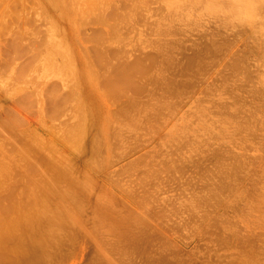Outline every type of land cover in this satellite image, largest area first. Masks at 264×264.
<instances>
[{
    "label": "rangeland",
    "instance_id": "1",
    "mask_svg": "<svg viewBox=\"0 0 264 264\" xmlns=\"http://www.w3.org/2000/svg\"><path fill=\"white\" fill-rule=\"evenodd\" d=\"M100 1L102 2L100 3L98 1L99 3L96 6L95 10L91 13H88L80 21L78 33H76L74 36L67 33L64 37H61L60 41L62 42H60V44H62L60 47H63V49L60 48V53L62 52L61 55H63V57H60L61 59H59V63L57 61L56 66L54 67L55 72L53 71V73H55L56 75L53 74L49 76V82H52L49 85L53 84L51 85V87L57 89L60 88L59 91H62L63 94H66L67 97L68 95L70 96V98L74 97L75 101L72 99V103L74 105L71 103L73 107L69 106V97L67 98L69 101L60 102L57 104L59 106L51 103H49L50 106L49 104H47L49 108L46 106H44V108H41L40 104L38 105V103L32 104L29 108V112L32 113L31 115L29 113V118H26V114L21 116L26 124L28 122L30 123L31 121L34 125H36L35 127L43 122L41 119L45 120V118H47V121L45 122L46 124L43 122L41 125H43L44 128L48 127L50 133L46 128V130L40 129L35 133H30V131H27V125L25 127H19L16 146H13L12 148L15 149L16 155H14L13 158L11 157L12 159L9 160V163H7V157H5L4 161L2 162L3 165H1L0 167V178L3 180L2 181L0 179V207L3 208L7 207L8 205L11 206L13 203L19 204L26 202V195L28 193H32L31 191H33V194H29V196L33 195L32 197L35 198L38 206H40L41 201L46 202V197L49 194L54 193L50 198H48L49 200L47 199L49 201L48 207L50 208L51 206L50 210H47L51 215H53V212H59L61 214V217L66 215L64 216V219L67 221V224L65 227L66 230L64 229L66 233L63 234L64 230L60 232V237L62 236L61 240H65V242H63V240L61 241L63 245L61 244V242L60 244H58L57 242L53 241V244H50L52 250L51 253L54 252L49 258V262L52 259L54 260L51 261L53 262L52 264H264V7L261 8L259 5L261 10H258V8L257 12H260L257 13L255 12V9L258 6L255 5V9L253 8L254 0L253 2L250 0H246V2L248 3L242 0L245 4H247L246 9V6L243 3L242 7L246 9L244 13L248 12V17H244L246 14L242 16V14L244 13L240 11L238 12L237 10H239V7L234 6L233 4L232 5L234 7H237V10H235V8L232 10L235 11L231 12L232 8H230V3H234L236 0H233L232 2L231 0H227L230 3H228L226 0H213L215 4H220L219 6L218 4L216 6L217 8H220V11L219 8L217 9V13L214 12L216 7L214 8V11L211 9L213 6H215L212 0H186V2L183 0L176 1L179 2V4H175V0H171L174 4L172 5L171 3L167 5H169L170 7L172 5V10L169 6L165 5L169 7L170 10L168 9V12H166V14L164 15L165 6L163 4H160L159 6L157 5L159 8L162 5L161 8L164 11H162L161 9L159 10L158 7L154 4V0H148V2L150 3H148L147 0L146 2L144 0L146 5H142L144 2H142L143 0H140L138 1L139 6H137V4L135 5V7H138L136 9L134 8V6H132V4H130L131 0ZM180 1L182 2V4H180ZM219 1H223L224 4L221 5ZM237 1L236 4H238L240 0ZM190 2L193 5L196 4V7H192ZM261 2L262 1L256 3L260 4ZM262 3L264 4V2ZM190 5L191 7H189ZM146 6H148V8ZM150 6H152L153 9ZM173 6H175V8L177 7L176 10L178 9V13H176ZM144 7L146 8V11H143ZM179 7H182L183 9H179ZM139 8L140 10H137ZM155 8L158 10L159 16L157 15V10ZM185 8H187L186 11L190 13L189 15L186 12V17L184 16L185 13L183 14V10L185 11ZM188 8H191V11ZM173 9L175 12L173 11ZM150 10H153V12H150ZM154 10H156V12ZM129 11H132L130 13L131 16L128 14ZM141 11H143L144 13ZM179 11L181 14H183L185 20L187 19L188 21H182L183 17L180 18L181 14H179ZM149 12L150 19L152 21H154L152 17L157 15V17L155 16V22H151V20L148 18L149 16L147 13ZM160 12H162V14ZM171 12L172 16L174 15L176 18H179V20L175 21L176 18H173L174 16L172 17V19H170ZM139 13H143V16H140L141 18L139 17ZM152 13L156 14H153L152 16ZM255 13L260 15L258 16L256 14L257 17L255 20H253L255 18ZM224 14L226 16L228 15L229 17H225ZM169 15L170 17L167 19L170 21H168L167 19L165 20L164 25L167 27L164 28V25L162 23H164L163 21L166 18L165 16L168 17ZM160 16L162 18H160ZM143 17L147 18L145 19V23L143 22ZM246 18L250 20H246ZM243 19H245L248 23ZM166 21L167 23L170 22L169 26L167 25ZM171 21H173L174 25H171ZM178 21L181 22L176 23ZM148 22H150V24ZM157 22L159 23L157 24ZM151 23H155L156 27ZM145 24L148 26H146ZM152 25L153 27H151ZM160 25L163 28H160ZM157 27L161 30H158ZM174 27L177 30L174 29ZM136 29L137 31L138 29H145L147 32L144 30L145 32L143 33V31L141 30L143 35L142 37H140V34H138L137 31V33L135 32ZM155 30L159 31L158 34H160V32L161 34L157 35V32ZM169 30L171 32H168ZM152 31L155 32L156 36L160 37L162 36V33H164L163 35L166 36H168L169 34L170 35L168 37L163 36L156 39V36L153 35ZM148 34H151V36L153 35L155 38L153 37L152 39L151 37L149 38L151 40L147 39L148 37H150ZM146 35H148V37H146ZM129 36L136 39H131ZM117 37H119L120 40H118ZM126 37H129L131 39V42L135 47H133V44H129L131 43L129 42L130 39H125ZM57 38H54V41H58ZM137 38H140L139 40L141 43ZM142 38L145 39L144 41L147 40V44L146 42L144 43L143 40L141 41ZM115 39L117 41H115ZM122 39L128 41L124 42V40ZM159 39L163 40V42L161 41L163 44L159 41ZM148 40L150 46L148 45ZM121 41L124 44L120 43ZM154 41L157 42H155L154 44ZM55 42L53 44H55L57 48L58 45H56ZM119 43L120 45L123 44L125 47L123 45V47L119 46ZM127 43L128 46H126ZM151 43L158 47L154 48L153 45L151 47ZM164 44L166 45V48ZM53 46L52 49L55 53L56 49L54 50ZM159 47L163 50H160ZM168 47H170L169 50ZM122 48L128 50H122ZM157 48L160 50V52H158L159 50ZM155 49H157V51ZM121 50L125 51L124 54L127 53V55H124L123 52L121 53ZM161 51L162 53H164L161 54ZM115 52H118L116 53L117 56L121 54V57H118L119 59H116L117 56ZM166 53L170 54L168 55ZM111 54H113L115 57L113 55L111 56ZM156 54L159 55L158 58ZM171 55L173 59H171ZM124 56L125 58H122ZM106 57L108 59H106ZM162 57L166 59V62L168 60L167 64L163 65L164 60ZM111 58L115 59V62H113ZM152 58L157 59H155V61ZM83 59L86 60L87 64H85L87 66H91H89L91 68L90 71L92 70L90 73L87 71V73L85 72L86 69L84 66L86 65L83 64L85 62V60ZM169 59H171V61L175 59V65L174 62H171ZM105 60L110 64L108 65ZM160 60L163 64H159ZM141 61H143L144 64ZM197 61L200 62V64L197 63ZM79 62H83V66H80V68L78 67L80 64ZM112 62L114 63L115 67H118L115 68L114 66H112ZM120 62L122 63L119 64ZM124 62L125 67L122 65ZM139 62L142 64H139ZM105 63L108 68L111 67L112 71L109 70L110 68L108 69L107 67H105ZM172 63L173 67H171ZM202 63L204 64V66ZM60 64L62 65L61 67ZM134 64L137 65V69L139 70H137L136 67L132 66ZM157 64L159 65L160 70L159 67H156L158 66ZM177 64H179L180 66H178ZM57 65L60 67L59 69H63L60 70L62 71L61 74L59 73L60 71L58 72L57 70ZM120 65L123 67L121 68ZM185 66L188 67L185 68ZM89 67H87L88 71ZM127 67H131L130 70H134V72L127 69ZM106 68L108 70V73ZM112 68H114L115 70H113ZM118 68H121L123 72H120ZM123 68H125L127 72H131L132 78L129 77L130 72L128 74ZM171 68H173V70ZM166 69L171 70L172 72L167 71ZM153 70L155 71L154 74H156L157 72L156 76L151 73L154 72ZM194 70H197L196 74V71ZM140 71L143 73L141 74ZM50 73H52V71ZM78 73L79 76L82 75L81 79L83 81H81V79L77 80ZM88 73L92 74L93 76L92 78L89 77V79H94L92 81L96 80V86L98 85L96 87V90L98 92L94 89L95 87L93 88V82V86L91 87V80L87 78L89 76L87 75ZM117 73L119 74V77H117L118 75L115 76V74ZM121 73L123 75H121ZM126 73L128 74V76ZM161 73L163 75H165L166 73L168 74H166L167 76L165 75V77L161 75ZM169 73L175 75L172 76ZM58 74H60V76ZM107 74H109L110 76H107ZM138 74L141 75L138 77ZM188 74L190 75L189 78ZM147 75H150V77L152 76V79ZM61 77L64 78L65 82L63 80H60ZM122 77L125 79V81H123L124 79ZM141 77H143V79ZM156 77H158V80ZM169 77L170 79H172L169 80ZM161 78L166 79H163L162 81ZM51 79L53 81H51ZM55 79L59 82H56ZM105 79L107 80L105 81ZM129 79L131 80L127 81ZM153 79L156 81H154ZM173 79L174 81L178 79V81H176V84L172 81ZM112 80L114 82H112ZM147 80L150 83H152V80L154 82L152 84H149ZM166 80L167 82L172 81L171 84L169 82L167 83ZM62 81L63 83H61ZM79 81L84 83L82 84ZM115 81H119V83L117 84L115 83ZM145 81H147L148 83ZM77 82L78 84H81V89L78 86ZM143 82L144 86L142 84ZM111 83H114L115 85H112ZM61 84H64L63 86H65V90L62 89L63 86L61 88ZM146 84L147 86H145ZM148 84L149 86L154 85L153 88L155 89L149 87ZM161 84L163 85L161 86ZM183 84H185V86ZM57 85L59 86V88ZM172 85L174 86V88ZM175 85H179L177 86V89ZM109 86L111 88H108ZM139 86H141L140 88L142 89L138 88ZM136 87L138 88L139 92L137 91ZM67 88H69L70 91L66 90ZM107 88L108 90H111V94H109L110 92L107 90ZM117 88L120 90L122 89L121 94L119 92L120 90H118ZM124 88L129 91H125ZM144 88L146 89V91ZM162 88H166V91ZM91 89H94V93ZM151 89L153 91L155 90V93H153ZM76 90H81L80 93L82 92V94L79 93L80 95H78ZM147 90L151 91L155 95V97L153 94L151 95V93L148 94ZM156 90L158 92H156ZM168 90H170V93ZM175 90H178L180 92L177 91V93H175ZM74 91L77 94H75ZM89 91H91L90 94H88ZM162 92H167L168 95L166 93L165 95L162 94L161 96ZM98 93H101L102 95V98L98 95L101 99L100 101L98 99V96L96 98L95 95ZM123 93H126L127 96L133 98L130 100V97L127 98L126 94ZM157 93L160 94L159 97H157ZM91 94L94 99H92ZM146 94L151 96L150 99L148 96H146ZM177 94L181 95H178V97ZM89 95L91 96L90 99ZM114 95L116 96L114 97ZM166 95L169 97H167ZM134 96L140 97H135L137 98L135 99ZM143 96L145 98H148V101L144 99ZM160 97L163 99H161ZM171 97L173 98L172 100H175L173 102L174 105L171 102ZM174 97L176 99H174ZM154 98L160 99L156 100ZM77 99L78 102L80 101L84 103V101L81 100L83 99L85 100V102L87 101V103L89 101L93 102V100L97 101V103L94 102V105H92L93 103H90L92 106L90 104L88 105L84 103V109L87 108L86 110H88L90 108L88 111H86L83 109V103L78 105L76 104ZM102 99L104 100L102 101ZM142 99L143 101L146 100L147 103L150 104L144 105L143 101H139ZM153 99L157 101L156 105H154L155 103L152 102L154 101ZM166 99L171 104L168 103ZM101 101L102 103H100ZM158 101H160V103ZM124 102L128 104H126L128 107H125ZM136 102H138L139 105H137L138 103ZM122 103L124 104V106H122ZM162 103H164L166 107ZM120 104L122 107L120 106ZM132 104H134V106H132ZM160 104L162 105L160 106ZM52 105H54V107ZM79 105H81V108L78 107ZM150 105L153 107L154 111ZM95 106H97L98 110ZM98 106H100L101 108ZM145 106H147V108L149 107L151 110L149 108V110L146 109ZM51 107L52 109H50ZM55 107L57 108L55 109ZM58 107H60V112L66 109V107H69V109H75L68 110L67 108V111L70 113L71 111L72 113H74L73 111H79V109L84 110V112L82 110L81 112L84 113H82L84 116H87V119L89 121L85 119L82 114H80V111H77L76 114L78 113L79 115L83 116V121L84 119L85 121H88H82V124L84 123L83 125H85L86 123V125L89 126V124L87 123L90 122L89 128L86 125V128L82 126V128H84L85 130L87 129L86 136L80 135L81 137H79V135H77L78 137H76V135H73L75 136V138H79L77 141V139L75 140L73 136L70 135V133H72L76 129L75 126L79 127L80 125V128L77 129L81 130H79L78 132L83 131L80 124L82 119L80 118V122H77L78 119H74L76 116H74L75 113L71 117L68 112H65L66 110H64L65 113H63V115L67 113L68 116H63L62 112H59ZM123 107L126 108V111L125 109H122ZM137 107L139 109L143 107L141 110L146 111L142 113V111H140L139 109H135ZM47 108L49 110H47ZM102 108L106 109L104 110L105 112L108 111L110 113H107L110 117L111 115H113V117L115 116V118H109V116L107 117L106 113L102 110L101 111L103 115H101L100 117V113L98 115L96 112H99V110ZM129 108H131L130 110L133 113L127 110ZM41 109L42 112L46 113H43V116L41 114L42 112L38 111ZM53 109L58 113H54ZM161 109L162 113L160 112ZM166 109H169L170 111H167ZM90 110L92 111V113L89 112ZM147 110L148 112L150 111V115ZM163 110H165V112ZM123 111L125 113H127L128 111L129 115L123 113ZM134 111H136V113H134ZM138 111H140L141 116L137 113ZM152 111L154 113H152ZM48 112L49 115H47ZM51 112L53 113L51 114ZM86 112H88L89 115L88 113L86 114ZM117 112L119 113L116 114ZM145 113L147 114L145 115L147 116V118L143 117ZM39 114H41V116H39ZM92 114H96V118L99 117L100 119L98 118V121H96L94 118L95 116H92ZM134 114H136L137 116ZM154 114H162V116L159 115L158 117L159 119L162 118V121L158 122L159 119H157L156 115L154 116ZM122 115L124 119L122 118ZM148 115L151 117H149ZM69 116L71 118L74 117L72 120H75L77 123H79V125H75L74 123L76 122H73L71 119H69L71 120V123L69 121L63 120L66 117L68 118ZM126 116H129L128 119ZM131 116H134L135 120H133L136 121L137 124L134 121L131 122ZM48 117L53 118L49 119ZM79 117L80 116H78L77 118ZM90 117L94 119H91ZM102 117H105V119H102ZM136 117L138 119H136ZM108 118L114 119V122L112 123L113 120H111V123L113 125L116 124V127L118 125V127L116 128L113 125H111L112 128L111 126L109 127L110 124L108 123L110 121L108 122ZM35 119H40V122ZM57 119L58 122H56ZM61 119L63 120V122L68 123L69 128H71L70 124L74 125L72 131H68L69 133L67 132L68 134L66 132L64 133L63 131V126H67V124L64 125L63 123L61 125ZM50 120H52L53 122L55 121L56 123H59L60 121L59 124H54L55 127L54 125L52 126L54 130L56 129L57 134H54L55 131L51 128L53 122H51ZM94 120L95 124L93 123ZM99 120L107 121L105 122V124H102V122H99ZM121 120L123 121L121 122ZM124 120H126V122ZM145 120L148 124L149 121L150 123L155 122L152 123L155 126H158L161 122L159 127L155 128L154 126L155 130L154 128H152V124H149L150 128L153 129L155 133H153L149 129V125H147ZM96 122H98L100 125L102 124L101 128L103 125L106 126V124H108L106 128L105 126H103L105 129H107L108 132H105L106 134H104L105 129L103 128V134L102 132L100 133V125L97 123L96 126ZM117 122H119V124ZM128 122H130L132 125H130V123L127 124ZM156 122H158V124ZM123 123L125 126L123 125ZM141 123H143L144 125L146 124L147 126L145 125V128L148 127L147 129L149 130H146L144 128V125H140ZM134 124L136 126V129ZM92 125L95 126L93 127ZM128 125L131 127H129ZM57 126L59 128H57ZM127 126L129 130L127 129ZM61 127L63 128L61 129ZM68 127H65V130H68ZM90 127L92 129H90ZM120 127H122V129ZM124 127L127 130L123 132ZM96 128H99V130L97 131L100 135L96 133ZM130 128L133 131L130 132ZM50 130H53L54 133ZM85 130L84 132H82V134L85 133ZM142 131L148 132L142 133ZM78 132L76 134H79ZM134 132H136L137 135ZM140 132L142 134H140ZM51 133H53L54 136ZM60 133H62V135L64 136L68 135L65 136L66 139L64 142V136L59 137ZM72 134L75 133L73 132ZM91 134L93 136H91ZM111 134H113V136ZM56 135L57 137H55ZM104 135L108 136L105 137ZM109 135H111L110 141L108 140V137H110ZM127 135L130 138L132 136V138L130 139L131 141L125 137V139L122 138L121 140L120 136L128 137ZM100 136L105 137L106 140L103 138H98ZM117 136L119 137L117 138ZM68 137L71 138L69 139ZM85 137L88 140H86ZM96 137L100 141L99 143H102L101 145L97 142L98 140ZM54 138H57V140ZM58 138L59 140L61 139V143L60 141L57 142ZM67 138L69 139V141H67ZM80 138L82 139L80 140ZM73 139L75 140V146L71 144V142L73 143V141L70 142V140ZM83 139L86 140V142L88 141L86 144H84L86 145L85 150L87 151L88 149L87 154L85 150H83L84 145L82 144L85 143V141H82ZM118 139H120V141ZM90 140L91 142H89ZM102 140H105V142L103 141V143ZM80 141L83 142L82 144H80L81 146H83H80L82 148L81 150H83L80 151L83 156L81 154H79V156L78 153L80 152H76L77 150H73L77 149L76 145L77 143L79 144ZM108 141L111 144L108 143ZM125 141L127 143H125ZM66 142H69L70 144H66ZM96 143L98 145H96ZM116 144H118L119 148L121 147L120 149L122 150V152H120L121 150H119ZM127 144L129 145V147H127L126 150L125 145ZM71 145H73L74 147L70 148ZM95 145L97 148H94ZM100 146H102L101 150ZM77 147L80 150L79 145H77ZM115 147L116 149H118L119 153L115 149ZM91 148L94 149L92 150ZM124 148L126 151H123ZM32 149L37 153H34V151L31 152ZM95 149L98 150L96 151ZM115 150L116 152H114ZM98 151L99 153L97 154L96 152ZM26 152L28 154H26ZM83 152H85V154H83ZM124 152H126V154ZM20 153L21 158H31H29V160L24 163L20 158ZM33 153L36 155H34ZM91 155L94 157H97L99 155V160L97 158L96 160L98 161L95 162V158L90 157ZM49 156H51L52 158ZM100 156L101 158L105 157L101 160L103 163H101L100 161ZM56 158H58V161L55 162L58 163L53 162L54 164H56L54 165L51 163V160L54 161ZM46 161H48V164ZM99 161L101 164L99 163ZM92 162L99 163V165H94L97 168L101 169H96ZM105 162L106 164H104ZM28 164L30 166H28ZM57 164L60 165L57 166ZM102 164H104L103 167ZM177 164H180V167H182V169L178 168L179 166ZM56 166L58 168H60L61 166L60 170L64 168L61 170L63 171L62 174ZM173 166L178 167L172 168ZM7 167L8 170H6ZM9 168L11 172L9 174L10 176H7L9 173L7 172L9 171ZM65 172H67L70 177L66 176ZM3 174L7 175L3 176ZM64 175L69 178V180H67L66 182L65 180L67 178ZM62 176L64 177V179H62ZM4 177H7L8 180L6 179V181H4ZM51 177H53V180L51 179ZM57 177L62 179V181ZM48 178H50L51 181ZM55 181L58 182L56 183L58 185L55 184ZM6 183L8 186H5ZM43 183L44 185L48 186H45L48 190L45 188L43 190ZM72 183L81 185L79 187L81 190L79 188H76L79 185L76 186V184ZM52 184H55V187H53ZM1 185H3L2 188ZM40 185H43V187H41ZM74 186L75 192L73 193L72 191V193H70ZM50 187H52V189ZM67 187L70 191H68ZM82 187L85 190H83ZM29 188H32L34 190L31 189L30 191ZM39 188L41 190L38 191ZM49 188L51 190L50 193L47 194ZM2 189L3 191H1ZM64 189H66V193L64 192ZM58 193L61 194L58 195ZM67 193L69 194V196L71 195L70 199L69 196H67ZM74 194L77 195L75 196ZM62 195L64 198L61 197ZM58 196H60V199ZM74 197H76V199ZM71 199H73V201ZM60 200H62L63 202L65 200L68 203L64 202V204H62V201L60 202ZM57 203L59 204L56 205ZM61 205H63V208H61ZM64 206L69 207L65 208ZM57 208L59 209V211H57ZM65 209L71 212L64 211ZM67 213H69V215H67ZM70 214L74 215V217L72 218ZM56 216L58 218L59 214H56ZM67 219L72 221H69ZM73 220L76 221L73 222ZM69 223L72 226L71 232L69 229L71 228V226L68 225ZM145 224H147V226ZM73 227H75V230H73ZM147 227L148 229H146ZM145 229L147 230L146 233L144 232L146 231ZM67 232H69V234H67ZM64 236H70L69 238L71 240L68 237ZM66 240L68 241L66 242ZM7 244L5 245V248L9 247V245L10 247L16 245L15 242ZM59 247L61 250H59ZM7 249L6 251H4L5 249H0L1 253L4 252V255L9 254L10 252ZM57 258L59 259L57 260Z\"/></svg>",
    "mask_w": 264,
    "mask_h": 264
},
{
    "label": "bare ground",
    "instance_id": "2",
    "mask_svg": "<svg viewBox=\"0 0 264 264\" xmlns=\"http://www.w3.org/2000/svg\"><path fill=\"white\" fill-rule=\"evenodd\" d=\"M101 3L102 1H100V0H0V167H1V165H3V161H4V159H5V157H7L6 159H7V163H9V160H11L13 157H14V155H16V153H15V149H12L13 148V146L15 147L16 146V141H17V138H18V129H19V127L20 126H28V128H27V131L29 132L30 131V133H32V132H37V130H40V129H48V127H43V125H41L43 122L45 123L47 120V118H45V120H43V119H41L43 122H41L40 123V125H38V123H37V121H36V123H37V127H35L36 125H34L33 124V122H31L30 121V123L28 122L27 124L25 123V121H24V119H22L21 118V116H23L24 114H26L27 115V117L26 118H29V108L31 107V105L32 104H37L38 103V105L40 104V107L41 108H44V106H46V107H48L47 106V104H49V103H51V104H54V105H57L58 103H60V102H67V101H69L67 98L69 97L70 98V96L68 95V97L66 96V94L64 95L63 94V92L61 93L60 91H59V86L58 85H60V84H58L57 86H58V88L59 89H57V88H53V87H51V85H53V84H51V85H49L50 83H52V82H49L50 80V78H49V76H51V75H53V74H55V73H53V71L55 72V69H54V67L56 66V63H57V61H58V63H59V59H61L62 57H63V55H61L62 54V52L60 53V51H61V49H63V47H60L61 46V44H60V42H62V41H60V39H61V37H64L67 33L68 34H72L73 36L76 34V33H78L79 32V23H80V21L88 14V13H91L92 11H94L95 10V8H96V6L98 5V3L99 2ZM138 1H140V0H131V3L130 4H132V6H134V8L136 9V8H138V7H135V5L137 4V6H139V3H138ZM176 1H178V0H175V2ZM183 1H185L186 2V0H183ZM215 1V0H214ZM225 1V0H224ZM227 1V0H226ZM228 1H230V0H228ZM227 1V2H228ZM233 0H231V2H232ZM237 1V0H236ZM236 1L233 3H230V2H228V3H230V8H232L231 9V12H234L235 10H237V7H234V6H238L239 7V10H237L238 12L240 11V12H242V13H244L245 11H246V9H247V4H245L244 3V1L246 2V0H244V1H242V0H240L241 1V3H240V1H239V5L238 4H236ZM250 1H252L253 2V0H250ZM260 1H262V2H264V0H260ZM260 1H258V0H254V5H253V8L255 9V5H257L258 7L255 9L256 11L255 12H257L258 10H261V8L262 7H264L263 5V3L261 2L260 4H257L256 2H260ZM142 2H144V0L142 1ZM142 2H141V4H142ZM145 2H146V0H145ZM143 3L142 5H146V3ZM147 2H148V0H147ZM192 2V1H191ZM190 2V3H191ZM198 2V1H197ZM212 2H213V0H212ZM220 3H221V5L222 4H224V2L222 3L221 1H219ZM238 2V1H237ZM148 3H150V2H148ZM172 3V5L174 4L173 3V1H171V0H154V4L157 6H159L160 4H163L164 6L165 5H167V4H171ZM188 3V2H187ZM201 3V2H200ZM217 3V2H216ZM243 3H244V5L246 6V9L244 8V7H242L243 6ZM246 3H248V2H246ZM251 3V2H250ZM140 4V5H141ZM175 4H179V2H176ZM180 4H182V2L180 1ZM184 4V3H183ZM195 4V3H194ZM213 4L215 5V6H213L211 9L214 11V8L217 6V4H218V6L220 5L219 3H217V4H215V2H213ZM234 6H233V5ZM240 4H242V5H240ZM263 4V5H262ZM150 5V4H149ZM155 5H154V7H155ZM172 5H171V7L169 6V5H167V6H169L170 7V9L172 8ZM185 5V4H184ZM189 5V4H188ZM191 5H192V7L193 6H195V5H193L192 3H191ZM191 5L189 6V7H191ZM227 5V4H226ZM259 5H260V7H259ZM131 6V5H130ZM131 6V7H132ZM153 6V5H152ZM152 6H150L152 9H153V7ZM157 6V7H158ZM162 6V5H161ZM161 6H160V8L158 7V9L160 10H162V11H164L162 8H161ZM164 6H163V8H164ZM167 6H165V13H164V15L166 14V12H168L167 10L169 9V7H167ZM177 6H179V5H177ZM186 6V5H185ZM212 6V5H211ZM233 6V7H232ZM142 7V6H141ZM147 8H148V6H146ZM167 7V8H166ZM182 7H184V6H182ZM182 7H179V9L180 8H182ZM188 7V6H187ZM196 7V6H195ZM241 7V8H240ZM133 8V7H132ZM173 8L175 9V11H176V13H178V9L176 10V8H175V6H173ZM219 8V7H218ZM217 7L215 8V11L214 12H218L217 11V9H218ZM236 8V9H235ZM249 8V7H248ZM259 8V9H258ZM135 9H134V11H135ZM146 8L144 7V10L143 11H146L145 10ZM156 9V8H155ZM169 9V10H170ZM174 9H173V11H174ZM183 9V8H182ZM189 9V8H188ZM191 9V8H190ZM189 9V10H190ZM233 9H235L234 11H232ZM258 9V10H257ZM132 10V9H131ZM137 10H140V8L139 9H137ZM157 10V9H156ZM156 10H154L155 12H156ZM172 10V9H171ZM187 10V8H185V11L183 10V14H184V16L186 15V11ZM211 10V11H212ZM244 10V11H243ZM133 11V12H134ZM143 11H141V12H143ZM153 12V10H150V12ZM172 11V12H173ZM174 11V12H175ZM191 11V10H190ZM219 11H220V8H219ZM250 11V10H249ZM132 12V11H131ZM130 11L128 12V14L130 15V13H131ZM150 12L149 13H147L148 14V18L150 19ZM172 12H171V17H170V15L167 17V16H165L166 18L164 19V23H162L163 25L165 24V20L167 19V18H169L170 17V19H172V17L174 16H172ZM260 12V11H259ZM259 12H257V13H259ZM144 13V12H143ZM143 13H139L140 15H139V17L140 16H143L142 14ZM146 13V12H145ZM161 14H162V12H160ZM181 13H182V10H181ZM180 13V11H179V14H181ZM247 13L248 12H246V13H244V14H242V16L243 15H245L244 17H246L247 16ZM257 13H255V18L253 19V20H255L256 19V17H257ZM147 14H145V15H147ZM153 14L154 13H152V16H153ZM156 14V13H155ZM154 14V15H155ZM175 14V13H174ZM183 14H181L180 16H178V15H176V16H178V17H180V18H182L183 17ZM187 14H189L190 15V13H188L187 12ZM239 14H241V13H239ZM257 14V15H256ZM157 15H158V10H157ZM157 15H155L156 17H157ZM168 15V14H167ZM188 15V16H189ZM225 15V14H224ZM260 15V14H259ZM258 15V16H259ZM131 16V15H130ZM129 16V17H130ZM155 16H153L152 18L154 19V21H152L151 19V22H155ZM159 16V15H158ZM162 16V15H161ZM160 16V18H162ZM254 16V15H253ZM252 16V17H253ZM138 17V18H139ZM145 17H147V16H145ZM186 17V16H185ZM190 17V16H189ZM221 17H223V16H221ZM225 17H229L228 15L226 16L225 15ZM225 17H223V18H225ZM248 17V16H247ZM141 18V17H140ZM144 18V17H143ZM159 18V17H158ZM173 18H176L175 16L173 17ZM145 19H147V18H144V23H145ZM148 19V20H149ZM188 19H191V18H188ZM227 19V18H226ZM248 18H246V20H247ZM147 20V21H148ZM168 20V19H167ZM177 20H179V18H176L175 19V21H177ZM183 20H185V18L183 17V19H182V21ZM243 20H245V19H243ZM245 20V21H246ZM248 20H250V19H248ZM252 20V21H253ZM168 21H170V20H168ZM186 21H188L187 19L185 20V22ZM141 22V21H140ZM172 23H171V25H174L173 24V21H171ZM179 22H181V21H178V22H176V23H179ZM247 22V21H246ZM142 23V22H141ZM149 24H150V22H148ZM148 23H146V24H148ZM159 22H157V24H158ZM166 23H167V21H166ZM170 22H168L167 23V25L169 26L170 24H169ZM183 23V22H182ZM248 23V22H247ZM145 24V25H146ZM151 24H154L155 25V23H151ZM160 24H161V21H160ZM144 25V24H143ZM176 25V24H175ZM252 25V24H251ZM146 26H148V25H146ZM150 26V25H149ZM158 26V25H157ZM106 27H109V26H106ZM145 27V26H144ZM151 27H153V25L151 26ZM155 27H156V25H155ZM165 27H167V26H165L164 25V28ZM173 27V26H172ZM178 27V26H177ZM148 28V27H147ZM147 28H145V29H147ZM160 28H163V27H161V25H160ZM145 29H141L142 31H143V33L146 31ZM157 29H158V27H157ZM167 29V28H166ZM174 29H176L175 27H174ZM113 30V29H112ZM140 29H138V31H137V29L135 30V32L137 31L138 32V34H140V37H142V31H141ZM145 30V31H144ZM150 30V29H149ZM148 30V31H149ZM158 30H161V29H158ZM165 30V29H164ZM177 30V29H176ZM107 31V30H106ZM131 31V30H130ZM129 31V32H130ZM156 31V30H155ZM166 31V30H165ZM171 31H172V29H171ZM170 30L168 31V32H171ZM135 32H133V33H135ZM136 32V33H137ZM140 32V33H139ZM147 32V31H146ZM153 32V35H155V32L154 31H152ZM157 33V35H160L161 34V32H160V34H158V32L159 31H156ZM151 33V32H150ZM146 34V33H145ZM145 34H144V36H145ZM164 33H162V36L161 37H163V36H165V37H168V36H166V35H163ZM131 35H132V32H131ZM149 35V34H148ZM148 35H146V37H148ZM151 36V34L149 35L150 37H148L147 39H149V38H151L152 37V39H153V37L154 36ZM117 36V35H116ZM115 36V37H116ZM128 36V35H127ZM138 36V35H137ZM143 36V37H144ZM156 36V35H155ZM58 37V38H57ZM114 37V38H115ZM131 39L133 38L134 39V37H131V36H129ZM125 38V39H130V38ZM160 36H156V39L157 38H159ZM160 37V38H161ZM165 37H164V41H165ZM54 38H57L58 39V41L57 40H55V41H57V42H55L54 41ZM111 38V37H110ZM118 38V40H120L119 39V37H117ZM155 38V37H154ZM131 39H130V41L129 42H131ZM136 39V38H135ZM134 39V40H135ZM138 39V41L140 42V38H137ZM114 40V39H113ZM112 40V41H113ZM122 40H124V39H122ZM143 40V42L145 43L146 42V44H147V40L146 41H144L145 39L144 38H142L141 39V41ZM149 40H151V39H149ZM149 40H148V43H149ZM56 43V45H58L57 46V48H56V46H55V44H53L54 42ZM115 41H117L116 39H115ZM126 40H124V42H125ZM128 41V40H127ZM126 41V42H127ZM159 41L161 42H163V40L161 39H159ZM114 42V41H113ZM128 42V43H129ZM151 42V41H150ZM155 42H157V41H154V44H155ZM161 42V43H162ZM114 43H116V42H114ZM120 43H123L122 41L120 42ZM120 43H119V46H122V45H120ZM128 43H127V45L126 46H128ZM136 43V42H135ZM141 43V42H140ZM153 43V42H152ZM151 43V47H152V44ZM54 46H53V45ZM117 44V43H116ZM130 45L131 44H133L132 42L131 43H129ZM157 44H160V43H157ZM156 44V45H157ZM163 44V43H162ZM129 45V46H130ZM136 45V44H135ZM141 45V44H140ZM149 46H150V43L148 44ZM165 45V44H164ZM52 46H53V48H54V50L56 49V52H58V53H54V51H53V49H52ZM124 46V45H123ZM122 46V47H123ZM142 46H143V43H142ZM160 46V45H159ZM163 46V45H162ZM125 47V46H124ZM133 47H135L134 46V44H133ZM137 47V46H136ZM141 47V46H140ZM153 47L154 48H156V47H158V46H155V45H153ZM164 47V46H163ZM61 48V49H60ZM127 48V47H126ZM129 48V47H128ZM138 48V47H137ZM142 48V47H141ZM160 48V47H159ZM165 48H166V45H165ZM169 48L170 47H168V50H169ZM173 48V47H172ZM121 49V48H120ZM124 48H122V50H123ZM158 49V48H157ZM157 49H155L156 51H157ZM119 50V49H118ZM120 51L121 53L123 52V54H124V52L125 51ZM124 50H126V49H124ZM128 50V49H127ZM126 50V51H127ZM159 50V49H158ZM160 50H163L162 48H160ZM160 50L158 51V52H160ZM164 50H167V49H164ZM155 51V52H156ZM158 52H157V54H158ZM114 53V52H113ZM116 53H118V52H115V54ZM164 53V52H163ZM162 53V51H161V54H163ZM120 54V53H119ZM156 54V55H157ZM160 54V55H161ZM166 54H168V53H166ZM170 54V53H169ZM168 54V55H169ZM113 54H111V56H112ZM124 55H127V53H125ZM62 56V57H61ZM110 56V57H111ZM114 56V55H113ZM116 56H117V54H116ZM120 57H121V54L119 55ZM119 56H117V58L116 59H119L120 57ZM158 56L159 55H157V58H158ZM163 56V55H162ZM165 56H167V55H165ZM61 57V58H60ZM79 57V56H78ZM110 57H109V59H110ZM115 57V56H114ZM119 57V58H118ZM81 58V57H80ZM122 58H125V56L124 57H122ZM121 58V59H122ZM157 58H152L153 60H155V59H157ZM161 58V57H160ZM159 58V59H160ZM163 58V63L161 62V60H160V62H159V64L161 63V64H163V65H165V64H167V62H168V60H167V62H166V59H164V57H162ZM169 58H170V56H169ZM106 59H108L107 57H106ZM112 59V58H111ZM120 59V60H121ZM151 59V60H152ZM159 59H158V61H159ZM171 59H173V57H172V55H171ZM171 59H169L170 61H171ZM63 60V59H62ZM83 60H85V59H83ZM82 60V61H83ZM113 60V62H115L114 60L115 59H112ZM136 60V59H135ZM175 60V59H174ZM174 60H172L173 62H174ZM79 61V60H78ZM106 61V60H105ZM111 61V60H110ZM117 61V60H116ZM119 61V60H118ZM123 61V60H122ZM156 61V60H155ZM154 61V62H155ZM171 61V62H172ZM111 63V64H113L112 66H114V63ZM134 62H136V61H134ZM137 62H138V60H137ZM142 63H143V61H141ZM166 62V63H165ZM80 64H79V68H80V66H83V64H85L86 63V60H85V62L82 64L81 62H79ZM106 63H108L107 61H106ZM106 63H105V65H106ZM122 62H120L119 64H121ZM142 63H140L139 62V64H142ZM150 63V62H149ZM170 63V62H169ZM197 63H199L200 64V62H198L197 61ZM87 64V63H86ZM85 64V65H86ZM110 63H108V65H109ZM127 64V63H126ZM129 64H132V63H129ZM138 64V63H137ZM138 64V65H139ZM144 64V63H143ZM187 64V63H186ZM186 64H184V65H186ZM203 64V63H202ZM201 64V65H202ZM92 65V64H91ZM115 65H116V63H115ZM124 67H125V62L122 64ZM146 65V64H145ZM154 65V64H153ZM156 65V64H155ZM158 65V64H157ZM174 65H175V62H174ZM178 66H180L179 64H177ZM191 65V64H190ZM58 66V65H57ZM62 65L60 64V67H61ZM87 66V65H86ZM86 66H84L85 67V72L87 71V72H91L90 71V65H88L87 67H89V71H88V69H87V67ZM121 66V65H120ZM123 66H121V68L123 67ZM126 66H128V65H126ZM130 66V65H129ZM132 66H134V67H136V69L138 68L137 67V65H132ZM131 66V67H132ZM141 66V65H140ZM139 66V67H140ZM168 66H169V64H168ZM171 66V65H170ZM189 66V65H188ZM188 66H185V68L186 67H188ZM203 66H204V64H203ZM59 66H58V72L60 71V70H63L62 68L61 69H59L60 68ZM83 67V68H84ZM105 67H107L108 68V66L106 65ZM104 67V68H105ZM115 67V66H114ZM116 67H118V66H116ZM115 67V68H116ZM131 67H127V69H129L130 70V68ZM142 67V66H141ZM147 67V66H146ZM156 67H159V65L158 66H156ZM163 67V66H162ZM171 67H173V63H172V66ZM175 67V66H174ZM53 68V69H52ZM94 68V67H93ZM107 68H106V70H107ZM110 68V69H109ZM108 69L109 70H111V67H109ZM121 68H118V70L120 71V72H123L122 70H121ZM148 68V67H147ZM166 68V67H165ZM190 68H193V67H190ZM52 69V70H51ZM113 70H115L114 68H112ZM124 70H126L125 68H123ZM134 69V68H133ZM150 69V68H149ZM162 69V68H161ZM169 69V68H168ZM172 70H173V68H171ZM195 69H196V67H195ZM137 70H139V69H137ZM146 70V69H145ZM159 70H160V67H159ZM167 70V69H166ZM176 70H178V69H176ZM182 70V69H181ZM186 70V69H185ZM198 70V69H197ZM197 70H194V71H196L195 72V74L197 73ZM52 71V73H50ZM104 71H105V69H104ZM112 71V70H111ZM111 71H109V72H111ZM130 71H132V70H130ZM130 71H128L127 72V70H126V72L129 74V72ZM148 71V70H147ZM151 71H152V69H151ZM154 71V70H153ZM164 71V70H163ZM167 71H171V70H167ZM204 71V70H203ZM61 72L62 71H60L59 73L61 74ZM86 72V73H87ZM95 72V71H94ZM115 72V71H114ZM116 72H118V71H116ZM120 72H118V73H120ZM132 72H134V70L132 71ZM136 72V71H135ZM139 72V71H138ZM143 72H144V68H143ZM143 72H141L140 71V73L142 74ZM161 72V71H160ZM159 72V73H160ZM166 72V71H165ZM172 72V71H171ZM199 72V71H198ZM50 73V74H49ZM64 73V72H63ZM81 73V72H80ZM87 74V75H89L87 78L89 79V77H93L92 76V74ZM107 73H108V70H107ZM113 73V72H112ZM115 74V76H117V77H119V74ZM126 73V74H127ZM145 73H147V72H145ZM144 73V74H145ZM151 73H155V71L154 72H151ZM164 73V72H163ZM184 73V72H183ZM188 73V72H187ZM60 74H58L59 76H60ZM96 74V73H95ZM103 74V73H102ZM124 74H125V72H124ZM128 74H127V76H128ZM133 74V73H132ZM140 74V75H141ZM149 74V73H148ZM166 74H168V73H166ZM165 74V75H166ZM170 75H172L171 73H169ZM192 74V73H191ZM56 75V74H55ZM54 75V76H55ZM64 75V74H63ZM86 75V76H87ZM109 74H107V76H108ZM113 75V74H112ZM121 75H123L122 73H121ZM134 75V74H133ZM136 75V74H135ZM139 74L137 75L138 77L140 76ZM155 76L157 75V72H156V74H154ZM160 75V74H159ZM158 75V76H159ZM161 75H163L162 73H161ZM160 75V76H161ZM165 75H163V76H165ZM173 75H175V74H173ZM172 75V76H173ZM189 75V74H188ZM198 75V74H197ZM82 76V75H81ZM81 76H79V73H78V75H77V80H79V79H81L82 77ZM85 76V75H84ZM110 76V75H109ZM144 76H146V75H144ZM148 77H150V75H147ZM162 76V77H163ZM167 76V75H166ZM165 76V77H166ZM171 76V77H172ZM194 76V75H193ZM56 77V76H55ZM129 77H131L132 78V76H131V72H130V76ZM136 77V76H135ZM152 77V76H151ZM150 77V78H151ZM190 77V75L188 76V78ZM60 78V77H59ZM66 78V77H65ZM123 78V77H122ZM128 78V77H127ZM126 78V79H127ZM142 79H143V77H141ZM146 78V77H145ZM149 78V79H150ZM154 78V77H153ZM157 78V80H158V77H156ZM155 78V79H156ZM173 78V77H172ZM171 78V79H172ZM175 78V77H174ZM108 79V78H107ZM107 79H105V81L107 80ZM110 79H112V78H110ZM124 79V78H123ZM140 79V78H139ZM148 79V78H147ZM152 79V78H151ZM162 79V78H161ZM164 79V78H163ZM163 79H162V81H163ZM166 79V78H165ZM164 79V80H165ZM168 79V78H167ZM170 79V77H169V80H171ZM60 80H63L64 82H65V80H64V78H62L61 77V79ZM89 80H91L90 81V83H94V86H93V83H92V85H91V87L93 86V88L96 90V87L98 86H96V80L95 81H92V80H94V79H89ZM97 80H98V78H97ZM122 80V79H121ZM131 79H129V80H127V81H130ZM154 80V79H153ZM152 80V83L154 82V81H156V80H154L153 81ZM51 81H53L52 79H51ZM55 81H56V79H55ZM58 81V80H57ZM56 81V82H57ZM63 81L61 82V83H63ZM81 81H83L82 79H81ZM110 81V80H109ZM123 81H125V79L123 80ZM135 81V80H134ZM148 81V80H147ZM147 81H145V82H147ZM162 81H160V82H162ZM173 82H175V84L177 83L176 81H178V79L177 80H175L174 81V79L172 80ZM171 81V82H172ZM59 82V81H58ZM80 82V81H79ZM88 82V81H87ZM112 82H114L113 80H112ZM141 82V81H140ZM139 82V83H140ZM149 82V81H148ZM147 82V83H148ZM166 82H167V80H166ZM166 82H164V83H166ZM170 84H171V82L170 81H168ZM167 82V83H168ZM80 83H84V82H80ZM115 83H119V81L118 82H116L115 81ZM136 83H137V81H136ZM152 83H150L149 82V84H152ZM157 83V82H156ZM77 84H78V82H77ZM112 84V83H111ZM114 84V83H113ZM112 84V85H113ZM143 84V86H144V82L142 83ZM149 84H148V86H149ZM181 84V83H180ZM55 85V84H54ZM64 85V84H63ZM62 84H61V88H62V86H63ZM65 85H66V83H65ZM115 85V84H114ZM155 85H157V84H155ZM163 84H161V86H162ZM184 86H185V84H183ZM78 86L80 87L81 86V84H78ZM118 86H120V85H118ZM130 86V85H129ZM138 86V85H137ZM142 86V85H141ZM141 86H139L138 88H140ZM145 86H147V84L145 85ZM154 86V85H153ZM153 86L151 85V86H149V87H151V88H153ZM165 86V85H164ZM163 86V87H164ZM173 86V85H172ZM176 86V89H177V86H179V85H175ZM85 87V86H84ZM115 87V86H114ZM125 87H126V85H125ZM128 87V86H127ZM131 87H133V86H131ZM157 87V86H156ZM182 87V86H181ZM75 88H76V86H75ZM78 88V87H77ZM105 88H106V86H105ZM108 88H111L110 86L108 87ZM108 88H107V90H108ZM130 88V87H129ZM137 88V87H136ZM138 88H137V91H138ZM173 88H174V86H173ZM179 88V87H178ZM62 89H64L65 90V86H63V88ZM80 89H81V87H80ZM86 89V88H85ZM94 89H91L92 91L94 90ZM118 89V88H117ZM122 89H123V87H122ZM121 89V90H122ZM125 89V88H124ZM140 89H142V88H140ZM145 89V88H144ZM149 89V88H148ZM153 89H155V88H153ZM163 90H165L166 91V88L164 89V88H162ZM182 89V88H181ZM180 89V90H181ZM63 90V91H64ZM66 90H69V88H67ZM99 90V89H98ZM118 90H120V89H118ZM119 91L120 92V94H121V92L122 91ZM162 90V91H163ZM70 91V90H69ZM77 91V93H78V95H80V94H82V92L80 93V91L81 90H76ZM79 91V92H78ZM97 91V90H96ZM110 93L109 94H111V90L109 89L108 90ZM125 91H127L126 89H125ZM129 91V90H128ZM127 91V92H128ZM143 91V90H142ZM145 91H146V89H145ZM148 91V94H150L151 93V95L153 94V93H155L152 89H151V91H153V93L151 92V91H149V90H147ZM160 91V90H159ZM169 91V93H170V90H168ZM176 92L175 93H177V91L178 90H175ZM183 91V90H182ZM75 92V91H74ZM90 92L91 91H89L88 92V94H90ZM98 92V91H97ZM124 92V91H123ZM126 92V93H127ZM139 92V91H138ZM138 92H136V93H138ZM156 92H158L157 90H156ZM161 92V91H160ZM159 92V93H160ZM178 92H180V91H178ZM76 92H75V94H77ZM80 93V94H79ZM86 93H87V90H86ZM93 93H94V91H93ZM126 93H123V94H126ZM132 93H134V92H132ZM143 93V92H142ZM141 93V94H142ZM159 93H157V97H159ZM167 93V92H166ZM166 93H164V92H162L161 93V96H162V94H166ZM182 93V92H181ZM71 94H73V93H71ZM116 94H119V93H116ZM131 94V93H130ZM141 94H140V96H141ZM144 94V93H143ZM148 94H146V96H148L149 97V99H150V97L151 96H149ZM96 95V98H97V96L99 95L101 98H102V95H101V93L99 94H95ZM154 95V94H153ZM167 95H168V93H167ZM166 95V96H167ZM179 94H177V96H178ZM181 95V94H180ZM179 95V96H180ZM91 96H92V94H91ZM90 95H89V99H90V97H91ZM98 96V99H99V101L101 100L100 99V97ZM113 96V95H112ZM116 95H114V97H115ZM120 96V95H119ZM125 96V95H124ZM126 96H127V94H126ZM125 96V97H126ZM139 96V97H140ZM165 96V97H166ZM171 96V95H170ZM178 96V97H179ZM76 97V96H75ZM83 97V96H82ZM88 97V96H87ZM86 97V98H87ZM123 97V96H122ZM124 97V98H125ZM130 96H127V98H129ZM135 97H138V96H134V98ZM138 97V98H139ZM154 97H155V95H154ZM164 97V98H165ZM167 97H169V96H167ZM172 97H173V95H172ZM171 97V102L173 103L175 100H172L173 98ZM78 98V97H77ZM81 98V97H80ZM112 98V97H111ZM119 98V97H118ZM124 98H122V99H124ZM133 97H130L129 99L131 100ZM142 98V97H141ZM143 98L144 99H148V98H145L144 96H143ZM161 98V97H160ZM160 98H157V99H160ZM75 101V98L73 97V98H70V101L68 102V103H70L69 104V106L70 107H73V100ZM79 99V98H78ZM78 99H77V105L78 104H81V103H83V102H78ZM84 99V98H83ZM83 99H81L82 101H84V103H86V104H90V103H93L92 105H94V102L95 103H97V101H95V100H93V102L92 101H89L88 103H87V101L85 102V100H83ZM92 99H94L93 98V96H92ZM113 99V98H112ZM135 99H137V98H135ZM154 99H156V98H154ZM153 99V100H154ZM156 99V100H157ZM161 99H163V98H161ZM174 99H176L175 97H174ZM72 100V101H71ZM97 100V99H96ZM104 99H102V101H103ZM117 100V99H116ZM119 100V99H118ZM145 100V101H146ZM102 101L100 102V103H102ZM123 101V100H122ZM126 101V100H125ZM128 101V100H127ZM133 101V100H132ZM140 102H142L143 101V99L142 100H139ZM145 101H143V103H144V105L145 104H148L147 103V101L145 102ZM155 101V100H154ZM152 101L153 103H155L154 105H156V103H157V101ZM161 101H163V100H161ZM165 101V100H164ZM166 101L168 102V100L166 99ZM113 102H116V101H113ZM150 102H151V100H150ZM159 103H160V101H158ZM67 103V104H68ZM71 103L73 104V105H71ZM75 103V102H74ZM84 103H83V105H84ZM125 103V102H124ZM131 103H133V102H131ZM136 103H138V102H136ZM168 103H170V102H168ZM65 104V103H64ZM75 104V105H76ZM123 104V103H122ZM127 103H125V107L128 105H126ZM150 104V103H149ZM148 104V105H149ZM163 105H164V103H162ZM162 104H160V106L162 105ZM167 104V103H166ZM171 104V103H170ZM43 105V106H42ZM54 105H52L53 107H54ZM66 105V104H65ZM76 105V106H77ZM82 105V106H83ZM91 105V104H90ZM91 105V106H92ZM96 105H99V104H96ZM137 105H139V103L137 104ZM143 105V104H142ZM141 105V106H142ZM151 105H153V104H151ZM150 105V106H151ZM173 105H174V103H173ZM49 106H50V104H49ZM57 106H59V105H57ZM68 106V105H67ZM81 105H79L78 107H80ZM87 106V105H86ZM120 106H121V104H120ZM122 106H124V104L122 105ZM121 106V107H122ZM130 106V105H129ZM132 106H134V104H132ZM136 106V105H135ZM165 106V105H164ZM39 107V106H38ZM61 107V106H60ZM60 107H58V110H59V112H60ZM78 107H76V108H78ZM84 107H85V105L83 106V109H84ZM88 107H90V106H88ZM94 107V106H93ZM96 107V109L98 110V108H97V106H95ZM98 107H100V106H98ZM128 107V106H127ZM139 107V106H138ZM135 108V109H139V108ZM146 107V109H148L147 108V106H145ZM145 107H144V109H145ZM158 107V106H157ZM166 107V106H165ZM171 107H172V105H171ZM49 108V107H48ZM47 108V110H49ZM57 107H55V109H56ZM63 108V107H62ZM67 108H68V110H75L74 108H70L69 109V107H66V109H64V110H66L65 112H68L67 111ZM81 108V107H80ZM101 108V107H100ZM120 108V107H119ZM143 107H141L139 110L140 111H142L141 109H142ZM151 108L153 109V107L151 106ZM156 108V107H155ZM161 108V107H160ZM164 108V107H163ZM162 108V109H163ZM169 108V107H168ZM174 108V107H173ZM172 108V109H173ZM38 109V108H37ZM50 109H52V107L50 108ZM83 109H79V111H80V114H82L83 112H84V110H86L87 108H85L84 110ZM90 109V108H89ZM88 109V110H89ZM95 109V108H94ZM122 109H125V111H126V108H122ZM121 109V110H122ZM131 108H129V109H127V110H129V112L131 111L130 110ZM143 109V110H144ZM150 109V108H149ZM148 109V110H149ZM162 109L160 110V112L162 113ZM165 109V108H164ZM170 109V108H169ZM169 109H166L167 111L169 110ZM47 110H46V112H47ZM63 110V109H62ZM64 110L63 111H61L62 112V115H63V113H65L64 112ZM81 110L83 111V112H81ZM88 110H86V111H88ZM104 111V110H106L105 108H102V109H100L99 110V112L97 111L96 113L99 115V113H100V117H101V115H103V113H102V111ZM120 110V111H121ZM133 110V109H132ZM148 110H147V112H148ZM151 110V109H150ZM156 110H158V109H156ZM171 110V109H170ZM169 110V111H170ZM38 111H41L42 112V109L41 110H38ZM37 111V112H38ZM43 111H45V110H43ZM51 111V110H50ZM53 111H54V113L56 112V113H58L57 111H55L54 109H53ZM78 111V110H77ZM76 111V112H77ZM78 111V112H79ZM137 111V110H136ZM136 111H134V113H136ZM140 111H138L137 113L140 115L141 113H140ZM146 111V110H145ZM145 111H142V113L143 112H145ZM153 111H154V109H153ZM152 111V113H154ZM164 112H165V110H163ZM167 111H166V113H167ZM60 112V113H61ZM74 113H72V111H71V113L70 112H68L69 113V115L72 117V115L74 114V116H75V120L76 119H80L81 120V122H80V120L78 121L77 120V122H80V124H81V128H82V126H84L85 128H86V126L89 128V126H90V122L89 123H87V124H89V126L88 125H86V123H85V125H83L82 124V121H83V118L85 117V119H87V116H84L83 114V116H81V115H79L78 113L76 114V112L75 111H73ZM90 113H92V111L90 110L89 111ZM95 112V111H94ZM105 112V111H104ZM132 112V111H131ZM150 112V111H149ZM148 112V113H149ZM156 112H159V111H156ZM39 113V112H38ZM43 113H45V112H42L41 114H42V116H43ZM53 112H51V114H52ZM88 112H86V114H87ZM102 113V114H101ZM106 113V116L108 117L109 116V112L107 111V112H105ZM107 113H109V114H107ZM119 112H117L116 114H118ZM123 113H125L124 111H123ZM133 113V112H132ZM32 113H30V115H31ZM41 114H39V116H41ZM46 114V113H45ZM85 114V115H86ZM112 114V113H111ZM115 114V113H114ZM121 114V113H120ZM125 114H127V115H129V113H128V111H127V113H125ZM47 115H49V112H48V114ZM54 115H56V114H54ZM65 115H67V113L66 114H64L63 116H65ZM88 115H89V113H88ZM94 114H92V116H93ZM134 115H136V114H134ZM138 115V116H139ZM145 115H147L146 113L144 114V116L143 117H145V118H147V116H145ZM149 115H150V113H149ZM148 115V116H149ZM156 115V117H157V119H159L158 117H159V115L160 116H162V114H154V116ZM45 116V115H44ZM50 116H53V115H50ZM58 116V115H57ZM57 116H55V117H57ZM61 116V115H60ZM68 116V115H67ZM63 117V118H65V119H63L64 121H71L73 118H71V117ZM78 116H80L79 118H77ZM95 117V120L96 121H98L97 119L99 118L98 116V118H96V114L94 115ZM137 116V115H136ZM141 116V115H140ZM139 116V117H140ZM153 116V117H154ZM164 116V115H163ZM83 117V118H82ZM89 117V116H88ZM111 117H113V115H111ZM110 116H109V118H111ZM119 117V116H118ZM117 117V118H118ZM127 117V119H128V117L129 116H126ZM133 117V118H132ZM149 117H151V116H149ZM152 117V118H153ZM39 118H41V117H39ZM44 118V117H43ZM49 118V117H48ZM51 119L53 118V117H50ZM49 118V119H50ZM57 118H59V117H57ZM91 118V117H90ZM94 118H91V119H94ZM108 118V124H110L109 125V127L111 126V125H113L112 123L114 122V119H109ZM113 118H115V116L113 117ZM122 118H123V115H122ZM121 118V119H122ZM141 118V117H140ZM144 118V119H145ZM164 118V117H163ZM61 119V120H62ZM69 119H71V120H69ZM85 119H84V121H85ZM100 119V118H99ZM102 119H105V117H102ZM107 119V118H106ZM119 119V118H118ZM124 119V118H123ZM130 119H132V121L131 122H133L134 120H135V118H134V116H131V118ZM134 119V120H133ZM136 119H138L137 117H136ZM143 119V120H144ZM150 119V118H149ZM162 119V118H161ZM161 119H159L158 120V122L159 121H162ZM35 120H38V119H35ZM40 120V119H39ZM38 120V122H40ZM53 120H56V119H53ZM60 120V119H59ZM63 120L61 121V125L64 123V125L65 124H67V126H63L64 127V129H63V131H64V133L66 132H68V131H72V128L74 127V125H71L70 123V127L71 128H69L68 126V123L66 122H63ZM73 121V122H76V121ZM88 120V119H87ZM85 121V122H88V121ZM95 120H94V124H95ZM111 120H113L112 121V123H111ZM120 120V119H119ZM139 120H141V119H139ZM139 120H137V121H139ZM28 121H29V119H28ZM51 122H53L52 120H50ZM83 121V122H84ZM90 121H92V120H90ZM101 120H99V122H100ZM104 121V122H103ZM107 121V120H106ZM105 120H102L101 122H102V124L104 123L105 124V122H106ZM123 120H121V122H122ZM125 122H126V120H124ZM127 121H129V120H127ZM146 121V120H145ZM56 122H58V119H57V121ZM55 121L52 123V125H51V128L53 129V125L54 124H59L60 123V121H59V123H56ZM74 123L75 125L77 124V125H79V123ZM120 122V121H119ZM119 122H117L118 124H119ZM134 122H136V121H134ZM151 122H152V120H151ZM158 122H156L157 124H158ZM97 123L98 122H96V126H97ZM130 122H128L127 124H129ZM140 123V122H139ZM143 123H144V121H143ZM143 123H141L140 125H144ZM146 123H147V121H146ZM152 123H155V122H152ZM152 123H150V121H149V124H152ZM161 123V122H160ZM160 123H159V125H160ZM46 124V123H45ZM45 124H44V126H45ZM48 124V123H47ZM91 124H92V122H91ZM99 124V123H98ZM101 124V125H102ZM108 124H106V126L108 125ZM136 124H137V122H136ZM148 123H147V125H149ZM49 125V124H48ZM60 125V126H61ZM100 125V124H99ZM101 125H100V128H101ZM116 125V124H115ZM115 125H113V126H115ZM123 125H124V123H123ZM123 125H121V126H123ZM130 125H132L131 123H130ZM140 125H139V127H140ZM146 125V124H145ZM144 125V128L147 126H145ZM159 125L158 126H155V125H151L152 126V128H154V126H155V128H157V127H159ZM93 126V125H92ZM95 126V125H94ZM93 126V127H94ZM103 126H105V125H103ZM102 126V128L100 129V133L102 132V134H103V127ZM106 126H105V128H106ZM125 126V125H124ZM129 126V125H128ZM128 126H127V129H128ZM134 126H135V124H134ZM50 127V126H49ZM54 127H55V125H54ZM63 127H61V129L63 128ZM65 127H68V130H65L66 128ZM99 127V126H98ZM116 127V126H115ZM117 127H118V125H117ZM116 127V128H117ZM129 127H131V126H129ZM138 127V128H139ZM142 127V126H141ZM57 128H59L58 126H57ZM75 128L77 129V128H80V125H79V127H77V126H75ZM74 128V129H75ZM104 128V129H105ZM111 128H112V126H111ZM115 128V129H116ZM121 129H122V127H120ZM120 128H118V129H120ZM148 128V127H147ZM147 128H145L146 130H151L153 133H155V131H153V129H151L150 128V125H149V129H147ZM155 128H154V130H155ZM45 129V130H46ZM73 129V130H74ZM74 130L73 132L75 133V134H72V133H70V135H76V137H78L77 135H79V137H81V136H86V130L84 129V128H82V132H84V130H85V133L84 134H82V132L80 131V132H78L79 130H81V129H77V130ZM90 129H92L91 127H90ZM110 129V128H109ZM117 129V130H118ZM125 129V130H124ZM124 129H123V132L124 131H126L127 129L124 127ZM135 129H136V126H135ZM44 130V131H45ZM54 130V129H53ZM53 130L51 131V132H53ZM96 130V133L98 134V131L97 130H99V128L97 129H95ZM94 130V131H95ZM102 130V131H101ZM111 130V129H110ZM113 130H114V128H113ZM112 130V131H113ZM117 130H115V131H117ZM129 130V129H128ZM133 130H134V127H133ZM133 130H131V128H130V132L131 131H133ZM139 130V129H138ZM137 130V131H138ZM142 130H144V129H142ZM48 132H49V129L47 130ZM55 131V133L54 134H57L56 133V129L54 130ZM58 131H59V129H58ZM122 131V130H121ZM140 131V130H139ZM79 133V134H76V133ZM87 132H89V131H87ZM91 132V131H90ZM105 132H108L107 131V129H105V131H104V134H106ZM129 132V131H128ZM127 132V133H128ZM148 132V131H147ZM147 132H144V131H142V133H147ZM156 132H157V129H156ZM50 133V132H49ZM53 133H51V134H53ZM59 133V132H58ZM69 133V132H68ZM67 133V134H68ZM113 133V132H112ZM116 133V132H115ZM122 133V132H121ZM126 133V134H127ZM134 133H136V132H134ZM141 132H140V134H142ZM150 133V132H149ZM50 134V135H51ZM54 134H53V136H54ZM93 134H95V133H93ZM109 134V133H108ZM114 134V133H113ZM113 134H111L112 136H113ZM117 134V133H116ZM129 134V133H128ZM131 134H133V133H131ZM138 134H139V132H138ZM69 135V136H70ZM81 135V136H80ZM88 135V134H87ZM98 135H100V134H98ZM111 135H109L110 137H108L109 139V141H110V138H111ZM115 135V134H114ZM118 135H119V132H118ZM121 135V134H120ZM130 135V134H129ZM136 135H137V133H136ZM61 136H64V135H62V133H60V135H59V137H61ZM65 136H68V135H65ZM65 136H64V140H63V142L65 141ZM71 136V137H72ZM91 136H93L92 134H91ZM97 136V135H96ZM105 136V135H104ZM108 136V135H107ZM107 136H105V137H107ZM116 136V135H115ZM114 136V137H115ZM128 136V135H127ZM139 136H141V135H139ZM138 136V137H139ZM55 137H57V135L55 136ZM70 137V138H71ZM94 137H95V135H94ZM105 137H98V138H103V139H105L106 140V138ZM119 136H117V138H118ZM121 137V140H122V138L123 139H125V138H127V139H131L132 138V136H131V138L129 137H126V136H120ZM125 137V138H124ZM69 138V137H68ZM67 138V139H68ZM69 138V139H70ZM73 138L76 140L77 139V141H78V139L79 138H75V136H73ZM83 138V137H82ZM82 138H80V140L82 139ZM86 138V137H85ZM92 138V137H91ZM97 138V137H96ZM98 138H97V140H98ZM134 138V137H133ZM54 139H56L57 140V138H54ZM69 139L67 140V141H69ZM70 140V142L71 141H73V143L71 142V144H73L74 146H75V144H74V142H75V140ZM95 139V138H94ZM113 139V138H112ZM135 139H137V138H135ZM61 140V139H60ZM59 140V138H58V141L57 142H59L60 141ZM86 140H88L87 138H86ZM86 140H82L83 142L85 141V143H83L82 141H80L79 142V144L77 143V145H79V147L81 146L80 144H82V145H84V144H86L87 142H86ZM93 140V139H92ZM97 140H95V141H97ZM105 140H102V142L104 141L105 142ZM119 141H120V139H118ZM117 140V141H118ZM138 140H140V139H138ZM108 141V143H110ZM131 141V140H130ZM62 141H60V143H61ZM89 142H91V140L89 141ZM93 142V141H92ZM98 143L100 142L99 140L97 141ZM103 142V143H104ZM127 142H128V140H127ZM126 141H125V143H127ZM138 142V141H137ZM69 143V142H68ZM67 142H66V144H68ZM107 143V142H106ZM114 143H115V141H114ZM120 143V142H119ZM118 143V144H119ZM70 144V143H69ZM100 145L102 144V143H99ZM111 144V143H110ZM118 144H116V146L118 147ZM121 144V143H120ZM124 144V143H123ZM129 144V143H128ZM127 144V145H128ZM73 145H71L70 146V148L71 147H74ZM77 145H76V148L77 149H73V150H77L76 152H80V151H83V150H85L86 148H85V146L86 145H84V147L83 146H81V147H83L84 149L83 150H81L82 148L80 147V150H79V148L77 147ZM91 145V144H90ZM94 145V144H93ZM96 145H98L97 143H96ZM96 145H95V147L94 148H97L96 147ZM127 145H125L126 147V150H127V147H129V145L127 146ZM131 145V144H130ZM68 146V145H67ZM107 146V145H106ZM109 146V145H108ZM115 146V145H114ZM119 146H121V145H119ZM132 146V145H131ZM69 147V146H68ZM92 147V146H91ZM101 147L102 146H100V150H101ZM104 147V146H103ZM112 147V146H111ZM123 147H124V145H123ZM87 148H88V146H87ZM90 148V147H89ZM93 148V149H94ZM110 148V147H109ZM119 148V147H118ZM121 148V147H120ZM119 148V150H121ZM125 148L123 149V151H126L125 150ZM92 149V148H91ZM92 149V150H93ZM99 149V148H98ZM97 149V150H98ZM111 149V148H110ZM114 149V148H113ZM115 149H116V147H115ZM79 150V151H78ZM91 150V151H92ZM96 150V149H95ZM96 150V151H97ZM117 151H118V149H116ZM116 150L114 151V152H116ZM32 151H34V153L36 152L35 150H31V152ZM54 151V150H53ZM103 151H104V149H103ZM131 151V150H130ZM20 152V151H19ZM85 152H86V154H87V152H88V149H87V151L85 150ZM85 152H83V154H85ZM120 152H122V150L120 151ZM129 152V151H128ZM22 153V152H21ZM21 153H20V158H21ZM33 153V154H34ZM37 153V152H36ZM53 153H55V152H53ZM97 154L99 153V151L98 152H96ZM101 153H102V151H101ZM118 153H119V151H118ZM118 153H116V154H118ZM125 154H126V152H124ZM26 154H28L27 152H26ZM32 154V153H31ZM79 154H81L82 155V153L80 152V153H78V155ZM103 154H104V152H103ZM19 155V154H18ZM25 155V154H24ZM34 155H36V154H34ZM51 155H52V151H51ZM54 155V154H53ZM92 155H93V152H92ZM90 156V157H94V156ZM96 155V154H95ZM124 155V154H123ZM26 156V155H25ZM80 156V155H79ZM83 156V155H82ZM120 156V155H119ZM118 156V157H119ZM122 156V155H121ZM12 157V158H11ZM49 157H51V156H49ZM29 158H31V157H28V158H21V160L25 163V162H27L28 160H29ZM52 158V157H51ZM53 158H55V157H53ZM95 158V160L98 158V160H99V155L97 156V157H94ZM93 158V159H94ZM100 158H101V156H100ZM102 158H105V157H102ZM102 158L100 159V161L102 160ZM50 159V158H49ZM58 158H56L54 161H52L51 160V163L52 164H54V163H58V162H55V161H58L57 160ZM91 160H92V158H91ZM94 160V161H95ZM98 160H96L95 162H97ZM107 160V159H106ZM49 161V160H48ZM48 161H46L47 162V164H48ZM100 161H99V163H100ZM54 162V163H53ZM93 163V162H92ZM99 163H93V165L94 164H98L99 165ZM101 163H103L102 161H101ZM100 163V164H101ZM4 164H5V162H4ZM104 164H106V162L104 163ZM104 164H102V167H103V165ZM8 165V164H7ZM51 165V164H50ZM54 165H56V164H54ZM60 165V164H59ZM58 164H57V166H59ZM178 165V164H177ZM5 166V165H4ZM3 166V167H4ZM28 166H30L29 164H28ZM56 166V167H57ZM61 166H63V165H61ZM61 166H60V168H61ZM101 166V165H100ZM176 166V165H175ZM179 166V167H178ZM177 167L178 168H180V169H182V167H180V164L178 165ZM2 167V168H3ZM53 167H55V166H53ZM52 167V168H53ZM94 167L96 168V169H99V168H97L95 165H94ZM177 167H172V168H177ZM50 168V167H49ZM60 168H58L57 167V169H59L60 170ZM134 168V167H133ZM171 168V167H170ZM5 169V168H4ZM62 169H64V168H62ZM61 169V170H62ZM101 169V168H100ZM99 169V170H100ZM6 170H8V167H7V169ZM6 170H4V171H6ZM60 170V171H61ZM66 170V169H65ZM64 170V171H65ZM178 171V170H177ZM1 172H3V171H1ZM7 172H9L8 173V175L7 174H3V176H10L9 174H10V168H9V171H7ZM6 172V173H7ZM58 172V171H57ZM53 173V172H52ZM63 173V171H61V174ZM54 174V173H53ZM58 174V173H57ZM59 174H60V172H59ZM65 174H66V176H69L68 174H67V172H65ZM156 175V174H155ZM60 176V175H59ZM65 176V175H64ZM65 176V177H66ZM0 177H1V175H0ZM70 177V176H69ZM10 178V177H9ZM57 178H59V177H57ZM67 178V177H66ZM1 179V178H0ZM6 179L8 180V178L6 177H4V181H6ZM50 181H51V179L53 180V177H51V179L50 178H48ZM56 179V178H55ZM54 179V180H55ZM60 179V178H59ZM62 179H64V177L62 176ZM62 179H60L61 181H62ZM2 180V179H1ZM0 180V181H1ZM47 180V179H46ZM57 180V179H56ZM67 180H69V178H67L66 180H65V182L67 181ZM70 180H72V179H70ZM3 181V180H2ZM49 181V182H50ZM48 182V181H47ZM53 182V181H52ZM58 182H59V180H58ZM57 181H55V184L56 183H58ZM71 182V181H70ZM3 183V182H2ZM8 183V182H7ZM7 183H6V185L5 186H8L7 185ZM42 183V182H41ZM54 183V182H53ZM0 184H1V182H0ZM40 184V183H39ZM49 184V183H48ZM55 184H52L53 185V187H55L54 185ZM72 184H76V183H72ZM43 185H44V183H43ZM43 185L41 186V187H43ZM56 185H58V184H56ZM77 185H79V184H76V186ZM5 186H4V188H5ZM39 186V187H40ZM45 186H47V185H44V187H43V190H44V188L45 189H47ZM67 186V185H66ZM81 185H79L78 187H76V188H79ZM3 187V185H1V188ZM31 187V186H30ZM37 187V186H36ZM48 187V186H47ZM57 187V186H56ZM84 187V186H83ZM83 187H82V189H83ZM33 188H35V187H33ZM51 189H52V187H50ZM49 188V191H47V194L48 193H50V189ZM68 188V187H67ZM74 188H75V186L73 187V189L70 191L69 190V188H68V191H70V193H72V191H73V193L75 192L74 191ZM7 189V188H6ZM30 189V188H29ZM32 189V188H31ZM31 189H30V191H31ZM80 189V188H79ZM32 190H34V189H32ZM39 190H41L40 188L38 189V191ZM48 190V189H47ZM56 190V189H55ZM65 190L66 189H64V192H65ZM81 190V189H80ZM79 190V191H80ZM83 190H85V189H83ZM82 190V191H83ZM1 191H3V189L1 190ZM29 191V192H30ZM79 191H78V193H79ZM32 193H28L26 196H27V200H26V202H24V203H19V204H17L16 202V204H12L11 206H7V207H0V249L1 250H4V251H6V249L7 248H9L10 247V245H9V247H7V248H5V245L7 244V243H16V245H13V247H10L9 249H7V250H9V254H5L4 255V252L3 253H1V250H0V262L3 264H52L53 262H51V261H54L53 259L52 260H50V262H49V258L52 256L51 254L52 253H54V252H52L51 253V245L50 244H53V242H57L58 244H60V242L63 240V242H65V240L64 239H62L61 240V238H62V236L60 237V232L61 231H63L64 229H65V227H66V220L64 219V216H66V215H64V216H62L61 217V214L59 213V212H53L52 214L53 215H51V214H49V211L48 210H50V208H51V206H50V208L48 207L49 206V199L48 198H50L51 196H52V194H54V193H52V191H51V193L52 194H49L46 198L48 199H46V198H44V199H46V202H40V206H38V204H37V202H36V200H35V198H33L32 196L33 195H30L29 196V194H33V191H31ZM43 192V191H42ZM53 192H54V188H53ZM67 192V191H66ZM65 192V193H66ZM36 193V192H35ZM45 193V192H44ZM62 193V192H61ZM61 193H58V195L59 194H61ZM69 193V192H68ZM67 193V196H69V194ZM80 193H82V192H80ZM39 194V193H38ZM37 194V195H38ZM40 194H41V191H40ZM39 194V195H40ZM73 195V194H72ZM75 195V194H74ZM77 195V194H76ZM75 195V196H76ZM42 196H43V193H42ZM56 196H57V194H56ZM65 196V195H64ZM71 196V195H70ZM70 196H69V199H70ZM34 197H35V194H34ZM37 197V196H36ZM39 197V196H38ZM59 197V199H60V196H58ZM62 198H64L63 197V195L61 196ZM75 199H76V197H74ZM148 198H151V197H148ZM41 199H42V197H41ZM41 199H38V200H41ZM66 199V198H65ZM72 201H73V199H71ZM43 201H45V200H43ZM62 200H60V202H61ZM75 201V200H74ZM146 201V200H145ZM39 202V201H38ZM64 202H67V201H65L64 200ZM64 202L62 201V204H64ZM68 203V202H67ZM59 203H57L56 205H58ZM60 206V205H59ZM58 206V207H59ZM62 207L61 208H63V205H61ZM38 207H40V208H38ZM57 207V206H56ZM65 207V206H64ZM67 207H69V206H67ZM67 207H65V208H67ZM60 208V209H61ZM48 209V210H47ZM54 209V208H53ZM58 209V208H57ZM56 209V210H57ZM51 211H52V209H51ZM57 211H59V209L57 210ZM64 211H69V210H67V209H65ZM69 212H71V211H69ZM75 212V211H74ZM54 213H55V215H54ZM56 214H59V217L57 218V216H56ZM67 215H69V213H67ZM70 216H72V218L74 217V215H72V214H70ZM56 217V218H55ZM76 218V217H75ZM67 220H69V219H67ZM69 221H72V220H69ZM76 220H73V222H75ZM77 224V223H76ZM68 225H70L71 226V224L69 223ZM73 225V224H72ZM146 226H147V224H145ZM143 226H144V224H143ZM76 227V226H75ZM75 227H73V230H75L74 228ZM69 228V227H68ZM145 228V227H144ZM70 229V232L72 231L71 229H72V226H71V228H69ZM146 229H148V227L146 228ZM145 229V230H146ZM66 230V229H65ZM63 231V234L64 233H66V231ZM144 230V229H143ZM78 231V230H77ZM76 232V231H75ZM145 233L147 232V230L146 231H144ZM74 233V232H73ZM72 233V234H73ZM67 234H69V232H67ZM66 234V235H67ZM71 234V235H72ZM149 235V234H148ZM64 237H70V236H64ZM63 237V238H64ZM74 238V237H73ZM146 238V237H145ZM66 239V238H65ZM70 239V238H69ZM71 240V239H70ZM69 240V241H70ZM73 240V239H72ZM149 240V239H148ZM53 241V242H52ZM68 240H66V242H67ZM52 242V243H51ZM61 244H62V242H61ZM8 245V244H7ZM63 245V244H62ZM55 246H56V244H55ZM58 246V245H57ZM61 246V245H60ZM53 249V248H52ZM57 249V248H56ZM55 249V250H56ZM137 249H139V248H137ZM54 250V249H53ZM59 250H61L60 249V247H59ZM57 251V250H56ZM56 251H55V254H56ZM125 251V250H124ZM130 251V250H129ZM132 251V250H131ZM127 252H128V250H127ZM7 253V252H6ZM122 253H124V252H122ZM130 253V252H129ZM54 254V255H55ZM59 254V253H58ZM128 254V253H127ZM131 254V253H130ZM126 255V254H125ZM61 256V255H60ZM59 256V257H60ZM122 256V255H121ZM130 256V255H129ZM56 257H58V256H56ZM128 257V256H127ZM124 258V257H123ZM54 259H55V257H54ZM59 258H57V260H58ZM125 259H126V257H125ZM169 262H172V261H169ZM175 262H177V261H175ZM0 263V264H1ZM106 263V262H105ZM174 263V262H173ZM100 264H103V263H100ZM107 264V263H106ZM121 264V263H120ZM176 264V263H175Z\"/></svg>",
    "mask_w": 264,
    "mask_h": 264
}]
</instances>
